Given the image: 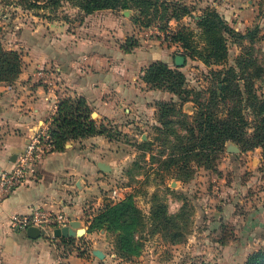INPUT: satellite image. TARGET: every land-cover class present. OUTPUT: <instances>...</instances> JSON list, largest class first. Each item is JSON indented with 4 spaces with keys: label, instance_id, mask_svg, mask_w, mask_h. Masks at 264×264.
Instances as JSON below:
<instances>
[{
    "label": "rangeland",
    "instance_id": "374dc122",
    "mask_svg": "<svg viewBox=\"0 0 264 264\" xmlns=\"http://www.w3.org/2000/svg\"><path fill=\"white\" fill-rule=\"evenodd\" d=\"M252 2L256 8L254 21L250 28L238 33L247 35L257 28L256 38L252 42L247 38L227 37L228 58L221 65H207L198 54L186 51L172 41L173 35L189 32L193 35L194 50H204L206 44L200 38L197 23V15L203 12L199 13L196 5L189 4L194 12L192 15L177 20L170 19L172 9L161 7L144 20L140 15L141 22L135 23L138 34L130 37L125 46L135 48L143 43L148 50L150 43L156 44L159 50L153 52L161 56V62L185 76L182 87L185 94H174L165 85L162 88L146 85L141 75L142 98L148 95L146 100L152 106L146 112L147 116L124 119L125 129L111 120L103 122L109 130L108 135L112 136H99L113 144L102 158L108 160L114 170L101 171L95 181L97 189L87 197L81 223L87 235H96L95 247L103 248L110 256L108 264H246L251 254L264 252L262 146L247 148L244 142L228 141L211 168H206L195 158H191L189 167L183 169L184 159L173 165L168 162L169 158L175 157V145L178 144L176 138L170 136L172 126L182 135L186 134L182 124L186 121L195 123L201 105L212 99L219 73L222 79L233 77L242 94L221 103L218 115L226 118L232 106L238 103L248 121L245 136L248 141L254 138L259 101H264V0ZM40 3L45 6L51 1L41 0ZM28 6L25 0H0V41L6 50L17 51L22 63L25 50L16 47L21 44L20 32L31 25L40 24L44 28L46 24L43 23L58 22L66 16L63 7H74L68 2L58 9ZM133 13L134 17L139 16L137 10ZM74 15L73 19L80 22L81 15ZM142 21L152 22V27L143 28ZM182 55L187 60L183 67H178L175 58ZM163 103L176 107L170 116L173 124L168 128L159 119ZM92 119L100 122L97 116ZM166 131L169 144L163 135ZM230 147L238 150L233 151ZM130 198L142 216L141 225L129 231L136 248L133 252L120 249L124 232L116 228L118 226L110 227L106 222L98 225L97 220L108 207ZM155 211L160 214L159 218L154 217ZM69 246V249L77 247L75 243Z\"/></svg>",
    "mask_w": 264,
    "mask_h": 264
},
{
    "label": "crops",
    "instance_id": "0c3cea01",
    "mask_svg": "<svg viewBox=\"0 0 264 264\" xmlns=\"http://www.w3.org/2000/svg\"><path fill=\"white\" fill-rule=\"evenodd\" d=\"M180 1L196 5L199 13L215 9L237 32L250 28L256 14L252 0ZM63 9L66 16L58 22L43 23L44 28L31 25L20 32L21 44L16 47L25 50L22 72L12 85L0 84V173L13 167V155L23 151L32 136L44 127L50 129L65 98H85L92 118L94 113L100 118L96 122L107 119L124 129V119L145 118L152 108L148 95L142 98L140 76L162 58L153 52L159 50L156 44L150 43L148 50L143 43L125 46L138 34L133 11L102 10L87 15L76 7ZM74 14L81 15L80 22L73 19ZM40 68L47 71L45 77L38 76ZM112 144L104 136H95L70 141L65 151L46 155L37 179L0 205V264H101L95 250L105 254L108 264V253L95 247L96 235L86 232L85 239L77 241L43 234L32 239L27 231L14 229L11 219L44 209L82 222L87 197L97 189L95 181L102 174L99 163L114 170L102 158ZM71 243L77 247L69 249Z\"/></svg>",
    "mask_w": 264,
    "mask_h": 264
},
{
    "label": "trees",
    "instance_id": "16d2710c",
    "mask_svg": "<svg viewBox=\"0 0 264 264\" xmlns=\"http://www.w3.org/2000/svg\"><path fill=\"white\" fill-rule=\"evenodd\" d=\"M25 1L29 4L28 7L34 9H48L49 6L58 9L62 6V3L68 2L87 15L102 10H137L139 16L133 18L136 24L141 22V16L142 20L149 18L152 11L158 12L161 10V7L165 10H173L170 19L177 20L193 14L191 7L180 0H50L51 4L45 6L41 5V0ZM177 10H180V12H177ZM197 23L200 38L206 44L203 51L194 50L192 46L193 35L189 32L173 35L172 41L179 44L182 49L198 54L207 65H221L227 60V37L247 38L253 42L257 34V28L249 31L247 35L239 34L213 8L205 9L202 15L197 17ZM142 27L150 28L152 27V22L145 23L142 21ZM184 58L187 60L186 56ZM22 64L21 55L17 51L6 50L0 41V83L13 84L22 72ZM219 74H217L218 79L212 93V99L208 100V103L201 105L200 113L195 118V123H188L186 121V123L182 124L181 128L186 131V134L182 135L181 131L172 126L170 136L176 138L178 144L175 145V157H171L168 160L170 165L178 164L179 159H184L185 162L182 165V169L188 168L190 159L195 158L206 168H211L216 156L223 152L224 145L228 141L244 142L247 148L262 146L264 149V101H259L254 138L248 141L245 136V128L248 126V121L242 115L238 103L232 106L226 118L218 115L217 110L221 103H226L229 99L236 98V95L240 96L242 94L239 86L234 84L233 77L226 76L222 79ZM143 80L153 88H162L165 85L174 94H185L182 91V87L186 81L185 76L180 71L170 69L161 61H156L144 71ZM220 84H222V87H219ZM218 93L221 95H218ZM255 99L257 100V98ZM175 111L176 107L174 104L163 103L160 105L159 119L161 124L166 128L173 124L170 116ZM91 114L92 110L85 98L63 99L59 104L57 114L49 129L54 151H65L66 145L70 141H79L99 135H106L110 138L112 135H108L110 133L106 125L94 121ZM163 135L166 137L167 144H169L170 141L167 138L168 131L163 132ZM154 215L155 218L160 217L157 211L154 212ZM165 216L167 218L166 214H164V218ZM97 220L98 225L106 222L110 227L118 226L116 228L124 232L120 242V249L122 251H136L135 243L132 237H130L129 231L131 228L136 229L141 225L142 216L131 198L119 203L117 206L108 207ZM71 241H74V239H71ZM246 264H264V252L260 251L251 254Z\"/></svg>",
    "mask_w": 264,
    "mask_h": 264
},
{
    "label": "built area",
    "instance_id": "2783aa9c",
    "mask_svg": "<svg viewBox=\"0 0 264 264\" xmlns=\"http://www.w3.org/2000/svg\"><path fill=\"white\" fill-rule=\"evenodd\" d=\"M37 72L39 77H45L47 74L44 68L38 69ZM53 150L48 127L31 137L24 150L18 154L13 167L0 173V205L18 189L37 179L43 159ZM71 222L62 212L44 209L35 210L28 215H15L11 219V225L16 230L27 231L34 227L38 228L41 234L51 238H54L55 229L68 226Z\"/></svg>",
    "mask_w": 264,
    "mask_h": 264
},
{
    "label": "water",
    "instance_id": "95a60500",
    "mask_svg": "<svg viewBox=\"0 0 264 264\" xmlns=\"http://www.w3.org/2000/svg\"><path fill=\"white\" fill-rule=\"evenodd\" d=\"M186 59L183 56H177L175 58V64L178 67H183L185 65ZM96 114H93V117H95ZM231 150L237 151L238 149L235 147H230ZM17 154L13 155L12 161H16ZM99 168L103 172H110L111 168L110 166L106 165L105 163H99ZM86 229L82 227V223L80 221H72L68 226L57 228L54 230V238L57 239H68V238H82L85 233ZM27 235L32 239H37L41 237V232L38 228H29L27 230ZM94 255L98 257L99 259L103 260L105 258V254L101 250H95Z\"/></svg>",
    "mask_w": 264,
    "mask_h": 264
}]
</instances>
